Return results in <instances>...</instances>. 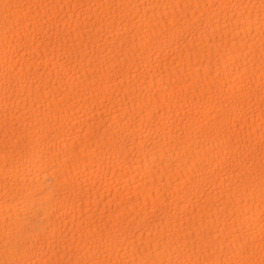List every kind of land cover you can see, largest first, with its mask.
Wrapping results in <instances>:
<instances>
[{"label":"snow or ice","instance_id":"obj_1","mask_svg":"<svg viewBox=\"0 0 264 264\" xmlns=\"http://www.w3.org/2000/svg\"><path fill=\"white\" fill-rule=\"evenodd\" d=\"M73 7L71 47L66 16L29 22L31 48L60 44L59 99L15 73L21 53L37 59L14 47L23 20L7 16L0 32V264H264V0ZM169 59L195 69L188 91L121 116L128 96L117 107L113 82L143 73L147 85Z\"/></svg>","mask_w":264,"mask_h":264},{"label":"bare ground","instance_id":"obj_2","mask_svg":"<svg viewBox=\"0 0 264 264\" xmlns=\"http://www.w3.org/2000/svg\"><path fill=\"white\" fill-rule=\"evenodd\" d=\"M5 3H11L13 7L9 10H5L4 8L0 7V32L4 30V25L6 22V17L9 15L16 16L18 19L23 20V25L21 28L15 31V39L16 44L14 47H25L26 45L29 47H25V51L28 53L29 56L35 55L37 59L33 62H26L23 59L24 53H21V57L18 61H14L13 63L17 64L15 68L16 74H31L33 77L32 81L29 83L35 82V86L37 88H43L44 86H48L47 93L53 94L56 99H59V93L64 91L62 85L64 82V68L63 64L59 59V48L60 44L53 39V44L55 45V49L52 47H44L40 44L39 41L36 43V48H31L32 40L28 36L29 30V22H31V28L37 31L40 28L44 27L47 24L49 12H52L53 15H58L59 17H67V24L71 27L65 29L64 24H61L62 34L67 40V45L71 47L73 40L76 38V31L73 30L75 27V22L73 21V15L79 16V11L73 7L72 9L68 8V5L71 3L75 5L77 0H3ZM63 4V9H56L54 7H43V5H58ZM19 5V8L15 7ZM37 21L39 24H37ZM47 27H51V24H47ZM12 28V25L9 24V29ZM21 36H23V40H21ZM9 40H13V36L9 35ZM47 43V41H45ZM0 48H3V43L0 42ZM42 55V58H40ZM112 55L118 56L119 51L112 53ZM177 68L180 69L179 72L176 71L175 68H172V60H168L167 68L161 77L158 73H153V75L147 76V85L144 84L145 76L142 73L137 80L135 74H133L131 80L128 77H125L123 83H116L113 82L112 88L118 93L119 99L114 100L113 102L116 104L117 107L120 106L121 101L124 100V97L127 95L128 100L125 104L124 109L121 111V116L125 115L126 113L129 116H134L136 113L139 112L140 107L142 104H148L151 102L154 106L157 104V101L160 102L162 106H167L165 101V96L168 95L171 97L173 91L180 92L181 90L187 92L189 89L188 77L195 71V69H190L188 72L184 71L183 65L177 64ZM171 69V72L168 71ZM5 71V67L3 61H0V77L3 76ZM7 71L12 72L11 65L8 67ZM153 76L156 77L155 79V86H153ZM99 79V77H97ZM165 86H167V93L165 92ZM88 87L85 84L82 87V90ZM121 89H123L121 91ZM132 90H134V94H129ZM69 94L75 95V93H71V90L64 92V95L67 97ZM88 95H91V91L88 92ZM111 95V93H110ZM134 100H138L139 102L133 104ZM74 103H80V98L77 97V100ZM83 106V105H82ZM99 107V105H96ZM92 107L91 104L85 107L86 112H90V108ZM110 109V106H109ZM111 110V109H110ZM99 115V112H97ZM113 115L115 113L113 112ZM260 128L259 123L255 125V127L248 129L245 126V134L249 131L253 136H256L258 130ZM0 145H2V136H0ZM41 179H43L41 177ZM107 195V193H104ZM115 196V193H113ZM93 201H95V192H93L92 196ZM115 202H110V207L112 209L116 208ZM105 204L100 205V214L103 213V209ZM93 210H95V205H93ZM15 211V210H14ZM71 211V209L69 210ZM84 212L88 211V200L85 199L84 202ZM4 213L8 212V209L5 207L3 209ZM81 215L80 212V205L77 204V211L75 212V217H79ZM3 223H4V215H0V233L3 231ZM69 227H71L73 223V216H69L67 221Z\"/></svg>","mask_w":264,"mask_h":264}]
</instances>
